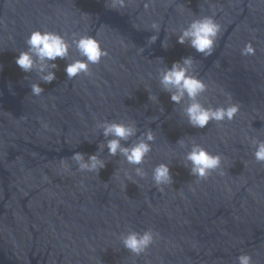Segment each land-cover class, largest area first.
I'll return each instance as SVG.
<instances>
[{"label": "water", "instance_id": "1", "mask_svg": "<svg viewBox=\"0 0 264 264\" xmlns=\"http://www.w3.org/2000/svg\"><path fill=\"white\" fill-rule=\"evenodd\" d=\"M194 14H215L221 25L211 56L173 35ZM154 21L161 30L149 45ZM37 29L69 41L74 33L92 35L108 56L90 65L91 75L72 80L57 58L56 79L41 82L44 92L34 96L35 73L15 60ZM248 43L254 54L241 55ZM189 55L208 84L201 102L238 103L233 121L193 128L182 106L161 91L159 69ZM70 57L79 58L74 46ZM106 119L156 132L146 179L128 181L123 170L131 166L107 148L98 175L76 170L70 157L97 152L104 137L96 123ZM189 136L222 153L228 174L195 183L181 160L190 145L176 144ZM245 137L264 139V0H126L117 9L111 0H0V264H237L242 252L264 264V164ZM160 162L171 163L173 177L163 192L151 181ZM149 228L159 238L146 254L121 245L120 233Z\"/></svg>", "mask_w": 264, "mask_h": 264}, {"label": "clouds", "instance_id": "2", "mask_svg": "<svg viewBox=\"0 0 264 264\" xmlns=\"http://www.w3.org/2000/svg\"><path fill=\"white\" fill-rule=\"evenodd\" d=\"M113 9L125 8L126 0H111ZM148 3H144V9L147 11ZM214 15H195L186 27L180 29L179 34L173 31L177 36L179 44H187L197 53L204 57L211 56L221 35V25L215 20ZM151 29L155 33L148 39V44H153L158 39L161 25L157 22L151 24ZM26 49L19 51L15 63L25 73H35L37 79L31 82V92L34 96H39L44 92L40 86L41 82L51 83L56 79L55 69L58 65L54 63L57 58L65 60L64 69L67 79L72 80L80 75L89 76L90 65L99 64L103 57L108 56V51L104 49L101 42L92 35L73 34L71 41L66 35L49 31L33 30L25 40ZM75 47L79 58L72 60L70 50ZM127 47V45H124ZM167 47V38L162 44ZM139 51L142 53L143 48ZM255 49L251 43L241 49V55L254 54ZM70 61V62H69ZM163 63L162 59H159ZM158 81L161 91L170 94L171 101L176 105L182 106L183 115L187 119V124L193 128L203 129L211 122L217 125L223 122L233 121L240 111L238 103L227 102L222 105H205L200 97L208 91V84L199 77L195 59L189 55L179 61L172 63L171 67H165L158 71ZM222 95L226 94L223 89ZM149 100L158 103L156 95H150ZM187 101V102H185ZM163 112V109H160ZM153 120L156 118H152ZM96 128L101 131L104 137L102 143L98 145L96 153L86 155L81 152H75L70 159L75 162L76 170L82 173H95L106 166V160L101 158V153L107 148V155L110 157H122L123 161L131 166V169H124V176L128 181L137 183L134 177L144 180L148 177V172L143 165L148 161L149 154L153 150V143L157 139L156 132L147 127L141 131L134 121L103 120L96 123ZM254 148L253 157L257 163L264 164V139L256 137H245ZM181 148L188 150L181 157L182 164L189 169L191 176L195 177V183L207 180L212 173L223 177L228 173L225 171V157L222 153H212L203 145L196 142L189 136L188 139L181 138L177 140ZM68 158H61L60 166L65 173L71 174V167L67 162ZM170 162L157 163L151 169L152 185L163 192L165 187L173 184V177L170 171ZM134 173V175H133ZM105 185H107L105 183ZM191 191H194L190 187ZM159 233L151 228L138 232L127 230L120 233L119 239L121 245L130 253L140 256L146 254L153 245ZM237 264H252V257L247 253H241L237 256Z\"/></svg>", "mask_w": 264, "mask_h": 264}]
</instances>
